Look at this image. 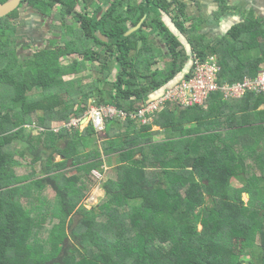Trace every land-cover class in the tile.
<instances>
[{
	"label": "trees",
	"instance_id": "obj_1",
	"mask_svg": "<svg viewBox=\"0 0 264 264\" xmlns=\"http://www.w3.org/2000/svg\"><path fill=\"white\" fill-rule=\"evenodd\" d=\"M97 1L24 0L0 18V264H264V94H217L207 110L167 104L147 124L114 117L105 137L93 124L66 126L92 100L136 112L181 77L193 54L217 57L220 83L257 77L264 42L257 60H242L238 48L263 37L264 23L255 33L261 23L250 16L232 40L211 46L199 26H185L179 0H106L107 9ZM83 4L92 16L76 11ZM174 4L184 17L171 18L178 32L163 19ZM25 7L62 32L21 57L16 22ZM69 17L80 27L69 31ZM157 59L164 69L153 70ZM214 110L230 113L228 132L218 122L220 132L203 130ZM154 123L170 131L167 140L156 141ZM113 155L114 178L96 176ZM101 180L104 197L88 207Z\"/></svg>",
	"mask_w": 264,
	"mask_h": 264
},
{
	"label": "crops",
	"instance_id": "obj_2",
	"mask_svg": "<svg viewBox=\"0 0 264 264\" xmlns=\"http://www.w3.org/2000/svg\"><path fill=\"white\" fill-rule=\"evenodd\" d=\"M182 5H184V16H186L185 26L190 28L192 26H199L198 34L203 36L204 43L208 45L218 44L224 39L232 40L230 38V32L234 27L240 26L246 22V20L253 16L255 21L261 23L259 27L255 29V33H258L261 30V26L264 23V0H227V3L224 6H220L215 0H179ZM178 17V21L182 20L184 17L178 12L177 5H173L169 15H163L164 21L167 25H173L174 18ZM173 18V20L171 19ZM132 28V27H131ZM130 30V29H129ZM135 33V32H134ZM264 36L261 34L257 35L254 40L251 41L249 37L246 38L243 45L238 48V55L242 60H257L262 57L263 51L259 44H263ZM249 43V44H248ZM161 48L165 51V46ZM245 52H250L245 56ZM119 65L114 63L112 68V78L115 80L118 73ZM165 68V62L161 59H157V64L153 66V70H162ZM95 71H99L94 68ZM264 69V64L261 66L260 71ZM168 88V87H166ZM164 88L163 90H165ZM161 92H157L152 96V98L157 97ZM91 102V101H90ZM209 101L206 106L201 107L204 109H209ZM90 106V104H89ZM172 107V106H171ZM172 107L170 110L174 111ZM162 114V113H161ZM212 114V113H211ZM230 113H221L218 110H214L212 117L205 120L206 126L203 130L206 131L208 127L214 129L213 131H221L219 124H221L223 132H228L227 130L231 129L228 127V122L226 121ZM158 118V116H157ZM87 123L85 124V122ZM88 120L84 116L83 118V128L87 127ZM211 122H215L214 125H209ZM225 122L227 127H224ZM208 125V126H207ZM193 126V125H191ZM215 127V128H214ZM152 132H156L155 139L156 141L167 140L170 135V131L162 129L158 126L153 125ZM101 137H105V133H99ZM209 134V133H208ZM119 165V160L116 155L105 158L104 171L101 173L102 178H114L115 169ZM102 189V187H101ZM103 190V189H102Z\"/></svg>",
	"mask_w": 264,
	"mask_h": 264
},
{
	"label": "built area",
	"instance_id": "obj_3",
	"mask_svg": "<svg viewBox=\"0 0 264 264\" xmlns=\"http://www.w3.org/2000/svg\"><path fill=\"white\" fill-rule=\"evenodd\" d=\"M190 77H184L175 85L162 91L159 97L142 105L136 112L127 113L113 105L92 107L87 115L98 130L104 129L107 119L120 118L125 122L128 118H139L144 124L152 121V116L162 110L165 105L180 109L204 107L208 101L220 94L223 101L244 98L249 93L264 94V69L257 77L246 76L235 83H220L221 67L216 56H209L203 60L198 54H193ZM82 120L73 119L68 127H81Z\"/></svg>",
	"mask_w": 264,
	"mask_h": 264
},
{
	"label": "rangeland",
	"instance_id": "obj_4",
	"mask_svg": "<svg viewBox=\"0 0 264 264\" xmlns=\"http://www.w3.org/2000/svg\"><path fill=\"white\" fill-rule=\"evenodd\" d=\"M22 8V7H21ZM107 8V6L105 7ZM52 24H57L50 18H44L36 11L29 9L27 7L20 10V17L17 19L16 26L18 28V38L17 49L19 51V56H29L38 50L40 47H45L50 45L51 40H57L58 34L55 30L57 28L52 27ZM74 26H78L77 22L70 19L66 23L67 29L70 31ZM60 30V29H59ZM61 32V30H60ZM61 47V46H59ZM58 47V48H59ZM250 52H245V56H248ZM63 65L67 63V59H63ZM97 66V65H95ZM98 69V67H95ZM95 100H92L89 104H93ZM87 121L85 122V124ZM68 126V124H67ZM96 176L102 178V176L96 173ZM105 179V178H103ZM107 179V178H106ZM105 179V180H106ZM104 180H101L100 185H97L92 192L91 196L86 200L85 204L88 207L91 205H96L102 197H104L105 192L101 189V183ZM234 183L238 185V182L234 180ZM245 203H248L249 196L247 194L243 195Z\"/></svg>",
	"mask_w": 264,
	"mask_h": 264
},
{
	"label": "water",
	"instance_id": "obj_5",
	"mask_svg": "<svg viewBox=\"0 0 264 264\" xmlns=\"http://www.w3.org/2000/svg\"><path fill=\"white\" fill-rule=\"evenodd\" d=\"M23 1L24 0H8L5 3H0V18L10 16L13 12H15L16 10H18L21 7ZM144 20L138 26L130 28V30L128 31V33L126 35L130 36L131 34L136 32L137 30H139L142 27ZM169 26L172 28V30L178 32L174 25H169ZM182 39L185 40L183 37H182ZM192 64H193V62H192V59L190 58V60L188 62V67L186 68L184 73L181 75L180 78H178V80H176L169 87L175 85L177 82H179L180 80H182L184 78V75L190 73L191 68H192Z\"/></svg>",
	"mask_w": 264,
	"mask_h": 264
},
{
	"label": "flooded vegetation",
	"instance_id": "obj_6",
	"mask_svg": "<svg viewBox=\"0 0 264 264\" xmlns=\"http://www.w3.org/2000/svg\"><path fill=\"white\" fill-rule=\"evenodd\" d=\"M97 1V0H96ZM106 1V0H105ZM98 2V1H97ZM107 2V1H106ZM98 5L100 6L101 5V3L100 2H98ZM107 6V8L110 6V3L109 2H107V3H103L102 4V7L104 8V9H107V8H105ZM76 11L77 12H81V13H88V15L89 16H92L93 14H94V9L92 8V7H90V6H85V4H83V5H79V7H77V9H76ZM42 16V15H41ZM44 17V16H43ZM45 18V17H44ZM47 18H49V17H47ZM50 19H52V18H50ZM70 19H73V18H71V17H69V18H67L66 19V21H65V23H67ZM73 21H75V22H77V27L76 26H74L73 28L75 29V28H79L80 27V25H79V21H76V20H74L73 19ZM67 28V27H66ZM56 32H57V34H58V39L57 40H51L49 43L51 44L53 41H60V34H61V32H60V30L59 29H57V30H55ZM50 46V45H49ZM59 46H62L61 45V43H57L56 44V47H59ZM46 47H48V46H45V48Z\"/></svg>",
	"mask_w": 264,
	"mask_h": 264
},
{
	"label": "bare ground",
	"instance_id": "obj_7",
	"mask_svg": "<svg viewBox=\"0 0 264 264\" xmlns=\"http://www.w3.org/2000/svg\"><path fill=\"white\" fill-rule=\"evenodd\" d=\"M162 91L163 90H161L160 92L162 93ZM160 93V94H161ZM160 94L157 96V97H159L160 96ZM157 97H155V98H153V100L154 99H156ZM106 105H99V104H96L95 102L93 103V104H90V106H89V108H88V111H87V113L90 111V109L92 108V107H94V108H98V107H105ZM108 106V105H107ZM87 113L85 114V117H86V119L89 121L88 122V124H93L94 125V123L91 121V119H90V117L87 115ZM78 120H82V126L80 127V128H83V119H78ZM140 120V119H139ZM107 121V120H106ZM106 121H105V123H104V129L103 130H98L96 127H95V125H94V127H95V129H96V131L98 132V133H104L105 132V129H106ZM141 121V120H140ZM142 122V121H141ZM71 123V122H70ZM143 123V122H142ZM144 124V123H143ZM69 125V124H68ZM67 126V125H66Z\"/></svg>",
	"mask_w": 264,
	"mask_h": 264
}]
</instances>
